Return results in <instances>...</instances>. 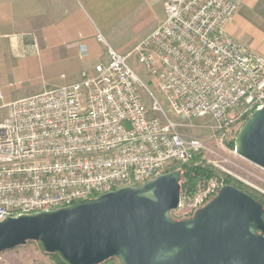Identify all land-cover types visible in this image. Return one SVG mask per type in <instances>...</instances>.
<instances>
[{"label":"built area","instance_id":"obj_1","mask_svg":"<svg viewBox=\"0 0 264 264\" xmlns=\"http://www.w3.org/2000/svg\"><path fill=\"white\" fill-rule=\"evenodd\" d=\"M244 1L162 0V22L134 49L150 86L97 33L105 58L78 82L0 107V222L136 188L201 155L218 157L264 107V55L226 33ZM173 119L185 129L208 119L220 151L184 136ZM253 166L240 171L264 194V169ZM222 187L181 195L171 217L191 218Z\"/></svg>","mask_w":264,"mask_h":264},{"label":"water","instance_id":"obj_2","mask_svg":"<svg viewBox=\"0 0 264 264\" xmlns=\"http://www.w3.org/2000/svg\"><path fill=\"white\" fill-rule=\"evenodd\" d=\"M236 155L264 169V107L240 127ZM180 171L70 207L0 222V254L34 242L63 264H264V212L235 187H222L189 219Z\"/></svg>","mask_w":264,"mask_h":264},{"label":"crops","instance_id":"obj_3","mask_svg":"<svg viewBox=\"0 0 264 264\" xmlns=\"http://www.w3.org/2000/svg\"><path fill=\"white\" fill-rule=\"evenodd\" d=\"M149 1L0 0V107L78 82L105 58L97 33L109 44L114 27ZM226 33L264 55V0H245Z\"/></svg>","mask_w":264,"mask_h":264},{"label":"rangeland","instance_id":"obj_4","mask_svg":"<svg viewBox=\"0 0 264 264\" xmlns=\"http://www.w3.org/2000/svg\"><path fill=\"white\" fill-rule=\"evenodd\" d=\"M162 17L163 9L160 0H151L147 7H142L137 11L135 10L120 21L110 33V41H108L115 51L122 55H128L127 62L129 66L136 71L147 86L151 85L149 74L140 64H138L134 49L151 34L150 32L157 23H159ZM143 92L146 93L145 91ZM173 122L177 124V130L184 136L198 138L209 148L220 151L218 139L212 135V132L209 129L210 123L208 119L196 120L193 129H185L182 126V119H173ZM234 127H238L237 124H235ZM240 127L241 125L239 126L237 133ZM236 135L232 134V136L224 143L225 149L223 151L221 150L218 157L213 158L209 155H201L198 157L195 164L205 163L206 165H210L219 172L228 175L264 196L260 191L254 190L249 185L256 186L263 190L262 186L245 177L240 171L241 168H256H254L252 163L234 153V140ZM220 185H223V179L221 177L212 178L206 183L203 189H199L194 195L183 196L193 198L210 186L218 187ZM208 201H210V199ZM172 218L177 221L176 214H173ZM0 264H56V262L51 259L50 256L40 252L35 243H28L24 246L1 253Z\"/></svg>","mask_w":264,"mask_h":264},{"label":"trees","instance_id":"obj_5","mask_svg":"<svg viewBox=\"0 0 264 264\" xmlns=\"http://www.w3.org/2000/svg\"><path fill=\"white\" fill-rule=\"evenodd\" d=\"M196 160H198V157H195L189 164L176 169L181 173L179 181L180 195H194L199 189H203L210 179L221 177L223 179V187H235L246 195L252 197L257 203L261 204L262 210L264 212L263 195L256 191H253L249 187L243 185L241 182L229 177L228 175L219 172L210 165H206L205 163L196 165ZM94 198H96V196L91 197V199ZM48 256H50V258L53 259L56 264H63L58 257L54 255ZM101 264H118V262L115 259H110Z\"/></svg>","mask_w":264,"mask_h":264}]
</instances>
